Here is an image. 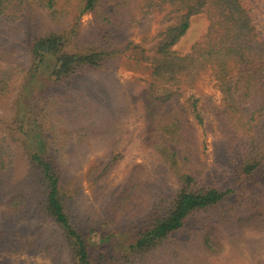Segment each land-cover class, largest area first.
Returning <instances> with one entry per match:
<instances>
[{
	"label": "trees",
	"instance_id": "obj_1",
	"mask_svg": "<svg viewBox=\"0 0 264 264\" xmlns=\"http://www.w3.org/2000/svg\"><path fill=\"white\" fill-rule=\"evenodd\" d=\"M109 3L114 15L104 12ZM196 15L206 16V31L179 52ZM145 19L164 26L149 48L133 38ZM24 20L31 38L19 65L3 64L15 59L0 48L2 251L40 247L18 225L27 213L53 222L68 264H96L93 246L120 233L126 251L98 260L145 264L163 249L175 255L186 242L220 255L225 241L264 232V32L257 33L244 0H0V23L11 34ZM120 66L149 74L137 92L133 83V97L143 108L144 141L158 158L151 168L135 164L115 190L108 179L122 150L121 118L97 119L103 106L91 88L93 78ZM209 66L224 102L211 161L202 157L190 112L198 123L204 119L195 102L181 99ZM159 83L166 85L161 93ZM172 144L187 150L185 161ZM100 146L104 157L84 169ZM157 163L165 173H154ZM55 244L49 240L42 253H60Z\"/></svg>",
	"mask_w": 264,
	"mask_h": 264
},
{
	"label": "rangeland",
	"instance_id": "obj_2",
	"mask_svg": "<svg viewBox=\"0 0 264 264\" xmlns=\"http://www.w3.org/2000/svg\"><path fill=\"white\" fill-rule=\"evenodd\" d=\"M244 4L252 17L257 33L264 32V0H244ZM104 12L114 15V4L109 3L106 5ZM89 18L90 15L86 14L82 17V20L87 24ZM207 24L208 21L205 15L193 16L189 29L175 48L179 52L189 51L191 45L206 31ZM163 27V24L155 21L140 20L134 28L133 38L142 46L149 48ZM30 33V27L26 20L22 22L20 32L18 28L14 34H11L6 26L0 23V48L4 47L7 50H11L15 59L13 62L5 61L3 64L12 67L19 65V55L22 56L26 52L30 43ZM259 67V64L256 65V69H259ZM262 67L264 68V66ZM104 75L109 76L104 78V76L99 75L97 78H93L97 84L94 83L91 90L92 92L98 91L97 94L92 93L93 99L99 98L103 106V109H100L101 113L96 116L97 119L101 117V122L107 123L113 118H121L120 129L123 131V139L120 148L122 150L120 158L108 179L109 187H116L115 190H119L135 164L141 162L151 168L157 162V154L144 141L145 120L142 105L138 99L136 100L133 97V83H135V92H137L148 84L149 74L132 71L120 66L116 70L110 69L109 73ZM100 82H104L106 85H99L98 83ZM106 86L107 92L105 93L102 89ZM157 87L161 93L166 88V85L159 83ZM260 92L263 96L262 102H264V79L260 84ZM25 98L24 103L27 106L29 96L25 95ZM181 99H187L189 105L195 102L204 119L203 123H198L193 113L190 112V120L195 125L201 150L203 151L202 157L211 161L214 157V145L219 138V131L216 127L218 115H220V110L224 103L219 81L215 76V68L209 66L202 70L193 85L184 87ZM252 109L250 106L245 107L248 114H250ZM171 148L176 151L181 160H186L187 150L185 148L174 144L171 145ZM106 152L107 148L104 146H100L95 151L90 152L84 161V169L98 157H104ZM153 171L155 174L165 173L158 163L153 168ZM84 185L87 194L90 193L89 189H87L88 184L84 183ZM23 221V224L18 225L27 232L26 238H38L40 247L24 254L2 251L0 249V264H68L64 255L66 249L62 239L53 236L55 231L53 222L41 218L38 219L29 213L26 214V218ZM247 235L241 238H234L231 242L225 241V248L220 255H207L198 248V244L194 242L188 244L186 242L177 248L175 255H173V252L167 254V250L163 249L156 256L152 255L149 257L148 262L146 261L147 263L145 262V264H264V232L258 236L253 233ZM125 236L126 234L122 235L120 233L110 243L95 244L93 246L94 262L96 264H106L104 258L98 260V257L101 255L111 257L123 254L128 245L127 237ZM13 240L17 241L18 237L15 236ZM49 240L54 244L56 242L52 249L57 246V243L58 246L64 247L60 248V253L55 252L56 254H54L53 252L51 256L42 253L41 250L49 243ZM57 254L59 256H55ZM169 254H171L170 257H168Z\"/></svg>",
	"mask_w": 264,
	"mask_h": 264
}]
</instances>
